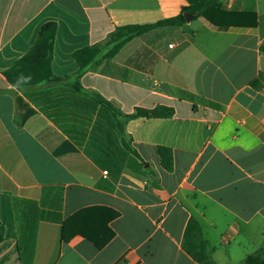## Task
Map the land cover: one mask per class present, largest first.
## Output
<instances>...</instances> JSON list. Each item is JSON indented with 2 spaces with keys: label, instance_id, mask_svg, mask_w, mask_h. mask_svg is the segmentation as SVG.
I'll return each mask as SVG.
<instances>
[{
  "label": "crops",
  "instance_id": "obj_1",
  "mask_svg": "<svg viewBox=\"0 0 264 264\" xmlns=\"http://www.w3.org/2000/svg\"><path fill=\"white\" fill-rule=\"evenodd\" d=\"M219 3L255 14L256 27L218 28L189 13L81 77L123 114L173 110L129 120V149L87 94L67 84L13 90L2 73L47 22L56 24L52 72L67 77L76 50L115 27L175 17L187 1L0 0V264H198L182 246L191 219L216 264L264 256V0ZM159 146L171 150L170 172ZM83 210L80 231L114 234L102 249L81 235L61 239Z\"/></svg>",
  "mask_w": 264,
  "mask_h": 264
},
{
  "label": "trees",
  "instance_id": "obj_2",
  "mask_svg": "<svg viewBox=\"0 0 264 264\" xmlns=\"http://www.w3.org/2000/svg\"><path fill=\"white\" fill-rule=\"evenodd\" d=\"M188 5L172 18L160 20L146 25H124L115 27L103 43L93 44L76 50L73 59L77 64V71L72 76L56 77L51 69L53 44L56 33V24L47 22L42 25L37 38L29 51L20 59L15 61L11 67L2 73L6 82L13 90L22 88H33L51 84H67L76 91L87 94L93 101L111 112L117 121L121 141L130 149L129 141L125 134L126 123L135 118H169L173 116V110L166 107H155L151 110L135 109L132 114H123L112 106L110 102L82 88L81 77L92 67H97L103 62L112 59L119 50L132 39L142 36L152 30L162 27L181 26L185 23V13L202 17L209 24L218 28H241L254 29L256 17L253 13L227 12L220 8L219 0H186ZM18 101V100H17ZM22 123L20 122V125ZM156 154L159 157L161 167L170 172L173 168L171 150L165 147H157ZM89 210H83L70 217L61 228V239L67 242L73 235H81L95 246L102 249L114 236L113 232L105 226L98 235L80 231L77 225L78 217L86 214ZM117 217L112 212L111 219ZM3 227L0 225V242L2 240ZM183 250L198 264H216L212 257L213 248L203 238L201 227L191 219L183 236ZM244 264H264V256L258 254L248 255Z\"/></svg>",
  "mask_w": 264,
  "mask_h": 264
},
{
  "label": "water",
  "instance_id": "obj_3",
  "mask_svg": "<svg viewBox=\"0 0 264 264\" xmlns=\"http://www.w3.org/2000/svg\"><path fill=\"white\" fill-rule=\"evenodd\" d=\"M184 16H185V20H186L187 22H189V21L191 20V18H192V15L189 14V13H185Z\"/></svg>",
  "mask_w": 264,
  "mask_h": 264
},
{
  "label": "built area",
  "instance_id": "obj_4",
  "mask_svg": "<svg viewBox=\"0 0 264 264\" xmlns=\"http://www.w3.org/2000/svg\"><path fill=\"white\" fill-rule=\"evenodd\" d=\"M105 173V172H104Z\"/></svg>",
  "mask_w": 264,
  "mask_h": 264
}]
</instances>
